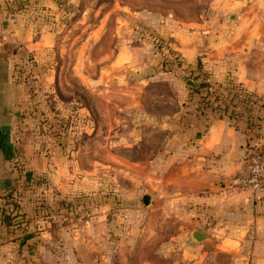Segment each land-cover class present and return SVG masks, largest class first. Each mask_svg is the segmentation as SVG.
Returning a JSON list of instances; mask_svg holds the SVG:
<instances>
[{
	"label": "rangeland",
	"instance_id": "374dc122",
	"mask_svg": "<svg viewBox=\"0 0 264 264\" xmlns=\"http://www.w3.org/2000/svg\"><path fill=\"white\" fill-rule=\"evenodd\" d=\"M231 1L0 0V85L17 83V150L46 158L22 198L36 214L29 254L47 264L228 261L213 252L201 263L208 238L191 236L215 230L189 190L187 122L236 103L226 85L244 87L215 78L201 54L175 60L171 45H215L230 31ZM201 79L213 91L204 115L193 106Z\"/></svg>",
	"mask_w": 264,
	"mask_h": 264
},
{
	"label": "crops",
	"instance_id": "0c3cea01",
	"mask_svg": "<svg viewBox=\"0 0 264 264\" xmlns=\"http://www.w3.org/2000/svg\"><path fill=\"white\" fill-rule=\"evenodd\" d=\"M241 2H232L235 15L231 24L226 22L230 31L215 45H171L176 59L192 64L201 54L200 59L215 78L241 84L262 103L249 113L250 118L235 121L226 114L202 116L195 112L187 122L190 132L196 134L189 140L194 152L189 158L193 161L188 173L189 190L197 194L202 208L204 202L209 204L205 207L208 216H202V221L215 230L206 234L208 242L201 245V263L206 254L217 252L219 257H229L217 264H264V189L230 183L233 175L247 167L249 152L256 148L264 152V0H254L248 9L236 10ZM5 78V86L0 85V194L8 191L16 178L13 159L18 158L30 169L46 168L43 155L26 146L23 151L17 150L19 106L13 88L17 83L12 77ZM199 130L201 133L197 134ZM46 230H41L43 250L50 249ZM10 236L0 225V264H47L43 262L45 255L39 256L37 252L19 255ZM209 244H213L212 250L205 248Z\"/></svg>",
	"mask_w": 264,
	"mask_h": 264
},
{
	"label": "trees",
	"instance_id": "16d2710c",
	"mask_svg": "<svg viewBox=\"0 0 264 264\" xmlns=\"http://www.w3.org/2000/svg\"><path fill=\"white\" fill-rule=\"evenodd\" d=\"M175 60H177L175 58ZM214 82V81H213ZM196 91H203L200 99L194 101L193 106L201 109V113L207 114L206 109H203L208 104V100L213 91H209V83L205 79H201L200 83H194ZM228 91L231 92V98H237V102L228 107L223 104L219 106V114H227L233 120L243 119V117L250 118L249 113L254 109L260 108L262 105L258 97L239 87L235 83L226 85ZM194 88V87H193ZM17 152H15L16 154ZM13 168L16 171V178L11 188L0 194V225L4 228L5 235L10 236L17 244L16 249L19 255L25 256L28 250L34 244V235L30 231L29 226L35 221V211L29 213L26 204L22 201L23 194L30 190L28 182L35 179L34 173L31 169L25 166L18 158L13 159ZM26 248L25 252L21 249Z\"/></svg>",
	"mask_w": 264,
	"mask_h": 264
},
{
	"label": "built area",
	"instance_id": "2783aa9c",
	"mask_svg": "<svg viewBox=\"0 0 264 264\" xmlns=\"http://www.w3.org/2000/svg\"><path fill=\"white\" fill-rule=\"evenodd\" d=\"M232 186L264 189V152L253 149L248 155V165L232 176Z\"/></svg>",
	"mask_w": 264,
	"mask_h": 264
},
{
	"label": "water",
	"instance_id": "95a60500",
	"mask_svg": "<svg viewBox=\"0 0 264 264\" xmlns=\"http://www.w3.org/2000/svg\"><path fill=\"white\" fill-rule=\"evenodd\" d=\"M143 200L145 202L149 201V197L147 194L144 195ZM191 236L197 241H205L207 239V235L203 233L202 231H200L199 229H193L191 231Z\"/></svg>",
	"mask_w": 264,
	"mask_h": 264
}]
</instances>
